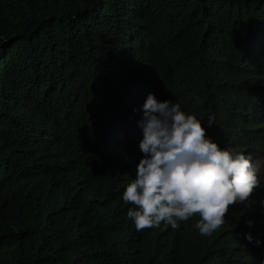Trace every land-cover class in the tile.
<instances>
[{
  "label": "trees",
  "instance_id": "trees-1",
  "mask_svg": "<svg viewBox=\"0 0 264 264\" xmlns=\"http://www.w3.org/2000/svg\"><path fill=\"white\" fill-rule=\"evenodd\" d=\"M150 93L263 172L264 0H0V264H264L261 186L210 236L128 219Z\"/></svg>",
  "mask_w": 264,
  "mask_h": 264
},
{
  "label": "clouds",
  "instance_id": "clouds-1",
  "mask_svg": "<svg viewBox=\"0 0 264 264\" xmlns=\"http://www.w3.org/2000/svg\"><path fill=\"white\" fill-rule=\"evenodd\" d=\"M143 112L139 147L144 155L122 196L132 205L127 217L137 231L161 223L176 229L178 221L198 215L195 228L201 236H210L225 223L232 206L250 207L260 183L250 155L222 148L206 135L201 120L178 102L158 100L150 93ZM214 119L208 116L209 127ZM246 238L252 240L250 234Z\"/></svg>",
  "mask_w": 264,
  "mask_h": 264
},
{
  "label": "rangeland",
  "instance_id": "rangeland-1",
  "mask_svg": "<svg viewBox=\"0 0 264 264\" xmlns=\"http://www.w3.org/2000/svg\"><path fill=\"white\" fill-rule=\"evenodd\" d=\"M258 177H259V180H260L259 186H261L262 188H264V179H263V177H264V171L263 172H260L258 174Z\"/></svg>",
  "mask_w": 264,
  "mask_h": 264
}]
</instances>
